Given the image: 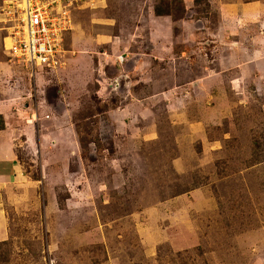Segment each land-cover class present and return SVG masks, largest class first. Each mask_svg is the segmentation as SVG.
<instances>
[{"label": "rangeland", "instance_id": "obj_1", "mask_svg": "<svg viewBox=\"0 0 264 264\" xmlns=\"http://www.w3.org/2000/svg\"><path fill=\"white\" fill-rule=\"evenodd\" d=\"M9 1L0 264H264V0H78L55 70Z\"/></svg>", "mask_w": 264, "mask_h": 264}, {"label": "built area", "instance_id": "obj_2", "mask_svg": "<svg viewBox=\"0 0 264 264\" xmlns=\"http://www.w3.org/2000/svg\"><path fill=\"white\" fill-rule=\"evenodd\" d=\"M77 1L10 0L14 27L7 50L12 60L30 70H55L64 53V33L71 29L69 5Z\"/></svg>", "mask_w": 264, "mask_h": 264}, {"label": "crops", "instance_id": "obj_3", "mask_svg": "<svg viewBox=\"0 0 264 264\" xmlns=\"http://www.w3.org/2000/svg\"><path fill=\"white\" fill-rule=\"evenodd\" d=\"M187 1V0H186ZM2 110H0V114H2ZM6 129L0 131V190L2 185L5 186L6 181L11 183L12 178L15 179V174L19 171V165L17 161V157L15 155L13 149V141L10 143V139H7L5 136ZM44 135L38 136L37 146H44ZM28 140L31 142V136L28 137ZM4 235V231L0 229V237Z\"/></svg>", "mask_w": 264, "mask_h": 264}, {"label": "trees", "instance_id": "obj_4", "mask_svg": "<svg viewBox=\"0 0 264 264\" xmlns=\"http://www.w3.org/2000/svg\"><path fill=\"white\" fill-rule=\"evenodd\" d=\"M197 0H194V3H196ZM155 14L158 15H163V16H171V12L169 10H166L165 12L162 10H158L157 7H155ZM4 129V124H3V119L0 115V131Z\"/></svg>", "mask_w": 264, "mask_h": 264}]
</instances>
